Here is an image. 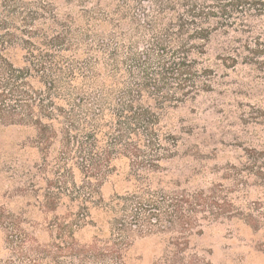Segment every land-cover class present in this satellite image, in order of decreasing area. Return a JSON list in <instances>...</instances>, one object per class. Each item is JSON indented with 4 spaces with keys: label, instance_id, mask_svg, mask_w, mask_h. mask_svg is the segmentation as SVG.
I'll list each match as a JSON object with an SVG mask.
<instances>
[{
    "label": "trees",
    "instance_id": "16d2710c",
    "mask_svg": "<svg viewBox=\"0 0 264 264\" xmlns=\"http://www.w3.org/2000/svg\"><path fill=\"white\" fill-rule=\"evenodd\" d=\"M111 1L67 2L78 9L61 17L45 0H0V126L34 133L40 165L17 190L45 217L48 234L41 243L26 209L0 203L8 255L0 264H128L130 247L147 237L168 244L165 264H185L182 241L201 223L224 218L264 229L260 203L237 206L223 184H143L177 146L161 124L165 109L211 91L214 73L202 57L212 33L240 34L244 64L264 68V0ZM248 154L264 164V149ZM120 163L141 185L104 202L102 183ZM249 166L264 179L263 166ZM240 170L229 166L226 179L238 182ZM60 207L67 212L54 214ZM92 209L104 213L106 233L82 244L75 233L95 226Z\"/></svg>",
    "mask_w": 264,
    "mask_h": 264
},
{
    "label": "rangeland",
    "instance_id": "374dc122",
    "mask_svg": "<svg viewBox=\"0 0 264 264\" xmlns=\"http://www.w3.org/2000/svg\"><path fill=\"white\" fill-rule=\"evenodd\" d=\"M45 1L55 6L61 17L75 15L78 9L67 3L76 0ZM239 36L232 31L227 34L217 31L210 36L202 62L214 73L211 91L200 92L175 108L165 109L161 124L177 138V146L174 156L161 162V168L150 173L143 184L151 188L179 186L207 190L212 184L220 183L232 190L230 196L241 208L245 202H259L263 214L261 220L264 221V179L243 168L245 164H249V168L253 164L264 168V164L255 163L248 157L249 151L264 149V68L244 64L247 52L241 49L243 43H239ZM234 47L238 48V53L230 51ZM8 57L15 66L22 65L20 56L9 54ZM220 58L225 61H220ZM233 59L236 62L234 67L223 65V62L232 65ZM261 60L264 62V56ZM33 137L30 129L0 126V203L6 204L12 212L20 207L26 209L34 225L33 234L41 243H46L45 217L27 206L31 200L23 199L17 190L27 186V173L34 172L40 165L36 164L40 162L39 153L30 147ZM114 166L115 170L100 188L104 202L141 185L132 178L127 164ZM229 166L243 169L239 171L236 183L226 179ZM243 210L247 209L243 207ZM66 212V208L60 207L54 214ZM90 214L95 226H85L75 233L76 240L82 244L90 243L93 236H102L98 230L106 233L104 213L92 209ZM51 217L49 214L46 219ZM2 237L0 234V260L8 256ZM182 243L185 249L183 257L188 261L185 264H264V229L253 231L238 220L220 218L201 223ZM167 245L156 237L137 239L127 255L128 264H165L164 259L171 256L170 251L165 250Z\"/></svg>",
    "mask_w": 264,
    "mask_h": 264
}]
</instances>
